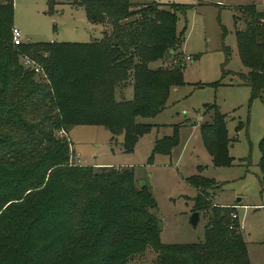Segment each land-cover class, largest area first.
Here are the masks:
<instances>
[{
	"label": "trees",
	"instance_id": "1",
	"mask_svg": "<svg viewBox=\"0 0 264 264\" xmlns=\"http://www.w3.org/2000/svg\"><path fill=\"white\" fill-rule=\"evenodd\" d=\"M81 4L91 23L110 20L111 31L101 42L28 41L15 47L14 0H0V263L128 264L151 248L158 253L156 264H251L240 220L233 218L236 208L213 205L206 188L211 179L189 180L198 190L194 212L209 214L205 242L166 245L157 201L148 186L139 185L134 168L71 162L70 141L56 132L105 125L113 139L124 134V149L132 152L151 128L137 119L161 113L171 89L184 85V61L178 59L186 28L178 32L177 19L187 6ZM241 10L251 18L236 32L241 62L249 69L242 78L257 98L264 93V11L254 5ZM127 19L132 20L123 23ZM24 56L45 75L26 69ZM167 59L172 66L151 68ZM105 62L122 76L124 88H132L131 100L116 102L109 94V101L99 103L94 83L102 81ZM202 137L215 167L233 165L225 115L216 111L213 123L202 125ZM177 145L176 136L166 137L154 153L171 154ZM260 151L264 192V139Z\"/></svg>",
	"mask_w": 264,
	"mask_h": 264
},
{
	"label": "rangeland",
	"instance_id": "2",
	"mask_svg": "<svg viewBox=\"0 0 264 264\" xmlns=\"http://www.w3.org/2000/svg\"><path fill=\"white\" fill-rule=\"evenodd\" d=\"M81 1L14 0V25L26 42L82 45L101 42L111 31L110 20L102 25L91 23ZM131 2L134 9L152 4L188 7L186 15L180 14L177 19L178 32L186 28L178 59L184 61V85L171 89L161 113L137 119L138 124L151 128L139 138L132 152L124 149L125 135L113 139L105 125L79 124L70 127L67 134H61L63 130L56 132V136L70 141L71 156L75 159L79 155L85 166L134 168L139 185L145 181L157 201L163 222L161 242L166 245L205 242L209 214L200 213L197 229L190 225L198 190L189 180L197 175L211 179L206 188L213 205L236 208L251 264H264V192L260 184L264 93L253 98L251 88L244 84L242 75L249 69L241 62L236 37V32L244 30L251 19L247 12H242V7L254 5L260 7L258 11H264V0ZM173 62L167 59L151 64V68L170 67ZM105 67L102 81L94 83L99 103L109 101V94L116 102L131 100L132 88L123 87L124 82L118 81L122 76L112 72L107 62ZM36 79L44 85L49 83L45 78ZM216 111L227 117L229 156L234 160L230 167H215L203 141L202 125L213 123ZM36 119L37 122L41 119L40 114ZM240 124L243 127L238 130ZM174 136L178 145L171 154L154 153L158 141ZM240 198L243 202L236 205ZM157 261L158 253L149 248L128 264Z\"/></svg>",
	"mask_w": 264,
	"mask_h": 264
},
{
	"label": "built area",
	"instance_id": "3",
	"mask_svg": "<svg viewBox=\"0 0 264 264\" xmlns=\"http://www.w3.org/2000/svg\"><path fill=\"white\" fill-rule=\"evenodd\" d=\"M24 43H26V41H24V38L22 36L21 31L18 28L14 27L12 30V44L15 47H18V46L23 45ZM187 60H191V57H188ZM22 63L26 69L35 72V74L45 75L42 66L40 64H38L35 60H33L27 56H24L22 58ZM61 134H65V132L61 131ZM75 160L77 161L76 163L81 164V159H80L79 155H77L75 157V159L72 157L71 162L74 163ZM233 218H238V214H233Z\"/></svg>",
	"mask_w": 264,
	"mask_h": 264
},
{
	"label": "water",
	"instance_id": "4",
	"mask_svg": "<svg viewBox=\"0 0 264 264\" xmlns=\"http://www.w3.org/2000/svg\"><path fill=\"white\" fill-rule=\"evenodd\" d=\"M146 185V182L145 181H141V184L140 186L141 187H144ZM243 200L240 198L237 200L236 202V205H239V203H241ZM200 213L199 212H194L192 214V216L190 217V220H189V223L190 225L194 228V229H197L199 223H200Z\"/></svg>",
	"mask_w": 264,
	"mask_h": 264
},
{
	"label": "crops",
	"instance_id": "5",
	"mask_svg": "<svg viewBox=\"0 0 264 264\" xmlns=\"http://www.w3.org/2000/svg\"><path fill=\"white\" fill-rule=\"evenodd\" d=\"M256 8L259 9L260 7L256 6ZM261 11H262V10H261ZM29 42H31V41H29ZM194 128H196V127H194ZM242 202H243V201H242ZM242 202H241V203H242ZM241 203H239V204H241ZM227 206H229V205H227ZM242 206H246V205H242ZM239 217H240V216H239Z\"/></svg>",
	"mask_w": 264,
	"mask_h": 264
}]
</instances>
